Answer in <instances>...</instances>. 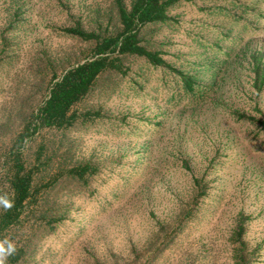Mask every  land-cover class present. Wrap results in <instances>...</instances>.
I'll list each match as a JSON object with an SVG mask.
<instances>
[{
	"label": "rangeland",
	"instance_id": "1",
	"mask_svg": "<svg viewBox=\"0 0 264 264\" xmlns=\"http://www.w3.org/2000/svg\"><path fill=\"white\" fill-rule=\"evenodd\" d=\"M114 1L0 0V207L10 196L8 148L47 99L53 73L91 53L61 29L114 31ZM173 16L148 33L149 46L179 70L208 63L227 74L197 103L180 78L135 59L128 78L79 105L101 119L40 131L27 167L38 170L34 185L59 181L40 192L13 241L28 243L23 264H240V232L247 264H264V131L228 113L264 119V4L192 0ZM80 163L100 170L87 187L59 176ZM58 205L67 220L39 230L40 210Z\"/></svg>",
	"mask_w": 264,
	"mask_h": 264
},
{
	"label": "trees",
	"instance_id": "2",
	"mask_svg": "<svg viewBox=\"0 0 264 264\" xmlns=\"http://www.w3.org/2000/svg\"><path fill=\"white\" fill-rule=\"evenodd\" d=\"M192 0H132L127 5V0H115L118 27L110 32L109 29L88 31L80 24L61 29L62 35L89 44L91 53L84 60L77 61L63 70L61 76L53 73L47 99L32 112L25 121L22 131L17 134L5 155L3 167L7 177L10 196L7 201L12 207H0V244H14L16 251L8 256L5 264H23L27 255V245L21 246L13 241H21L22 236H17L23 228L26 216L36 214L35 208L39 206L38 195L44 190L56 188L59 178L47 186L34 185L37 176L34 168H28L25 161L26 147L42 130L57 129L67 131L78 122L92 123L101 119L100 110L92 112H79L78 107L101 88L112 87L125 80L131 74L130 62L142 59L147 65L157 70H164L165 74L171 73L180 78L182 87L186 91L184 96L198 100L197 103H207L209 94L214 91L213 83L217 85L222 78L220 71L227 74V68L219 69L213 64L196 65L194 73L185 72L174 67L161 51L149 46L148 33L156 34L163 27H170L175 20L173 12L176 8L190 3ZM264 4V0H258ZM254 16V9L248 8ZM225 71V72H224ZM211 75V76H210ZM213 75V78H212ZM258 81V72H257ZM205 77L210 83H205ZM229 115L239 122L256 125L264 131V119L248 116L230 110ZM43 150V148H42ZM44 153V150H43ZM38 163L41 154L37 156ZM100 170L91 163H80L73 168L65 170L60 177L71 178L82 187H87L90 180L98 175ZM198 186L200 181L196 180ZM47 193H49L47 191ZM202 193L200 196H203ZM63 205L48 207L40 210L41 218L39 230L51 234L57 226L67 220L69 208ZM240 230L243 231L242 226ZM173 233L166 236V241H171ZM170 237V238H169ZM30 237H27L28 239ZM9 239V240H8ZM234 241L240 247V264H247L244 256L242 232Z\"/></svg>",
	"mask_w": 264,
	"mask_h": 264
},
{
	"label": "clouds",
	"instance_id": "3",
	"mask_svg": "<svg viewBox=\"0 0 264 264\" xmlns=\"http://www.w3.org/2000/svg\"><path fill=\"white\" fill-rule=\"evenodd\" d=\"M3 206L8 209L12 207V203L10 201L4 200L2 201ZM16 248L14 244L7 243V246L5 247L4 244H0V264H5V261L8 256H11L15 253Z\"/></svg>",
	"mask_w": 264,
	"mask_h": 264
}]
</instances>
